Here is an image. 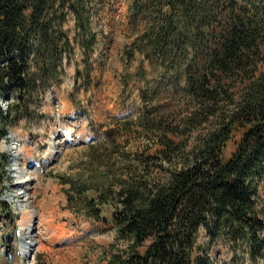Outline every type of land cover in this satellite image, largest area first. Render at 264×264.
<instances>
[{
    "label": "trees",
    "instance_id": "obj_1",
    "mask_svg": "<svg viewBox=\"0 0 264 264\" xmlns=\"http://www.w3.org/2000/svg\"><path fill=\"white\" fill-rule=\"evenodd\" d=\"M98 1L0 0V139L60 82L69 17L85 58L94 51ZM127 10L126 61L138 51L182 86L166 106L146 94L139 115L86 147L76 177H59L68 207L112 225L123 247L103 264H212L202 234L235 261L264 262V0H132Z\"/></svg>",
    "mask_w": 264,
    "mask_h": 264
},
{
    "label": "rangeland",
    "instance_id": "obj_2",
    "mask_svg": "<svg viewBox=\"0 0 264 264\" xmlns=\"http://www.w3.org/2000/svg\"><path fill=\"white\" fill-rule=\"evenodd\" d=\"M131 1H98L93 20L98 43L88 59L74 42L72 16L67 19L64 29L73 54L63 60L60 82L32 105L33 112L10 128L7 138L0 139V156L8 157V162L0 158V264H103L112 246L123 247L116 243L111 224L68 207L65 191L69 186H63L59 177H76L86 147L103 138L108 129H116L113 120L139 115L146 94L153 107L170 105L177 99L181 78L162 76V71L138 51L126 61V50L135 38L127 10ZM77 70L83 77L76 76ZM260 71H264V64ZM88 72L90 84L86 85ZM1 104L6 107L5 101ZM119 141L145 146L137 133L124 136L119 131ZM23 161L25 176L19 174ZM257 200L264 220V184ZM23 210L34 213L35 238L29 245L27 231L20 224ZM50 230L53 234L45 236ZM208 239V234H202L199 242L209 247L212 264H253L247 258L235 261L225 244L209 245Z\"/></svg>",
    "mask_w": 264,
    "mask_h": 264
},
{
    "label": "bare ground",
    "instance_id": "obj_3",
    "mask_svg": "<svg viewBox=\"0 0 264 264\" xmlns=\"http://www.w3.org/2000/svg\"><path fill=\"white\" fill-rule=\"evenodd\" d=\"M68 111V110H67ZM67 136L69 135V133L66 134ZM21 151L22 152H26V149L24 148H21ZM50 154H54V151H53V147L51 146L50 148ZM19 174L21 176H25L26 174V164H25V161L22 162V164L20 163L19 164ZM22 182H26V180L24 179ZM29 197V196H28ZM26 197L25 198V202H28L29 198ZM21 219H22V222L20 223L21 224V227L23 229H25L27 231L26 235H28V239H30V243L28 242L27 245L31 244L33 241H34V223H33V219H34V213L33 211H30V210H23L21 212ZM53 230H50L46 233L45 236H51L53 234ZM50 237H48L49 239ZM30 248V247H29Z\"/></svg>",
    "mask_w": 264,
    "mask_h": 264
}]
</instances>
